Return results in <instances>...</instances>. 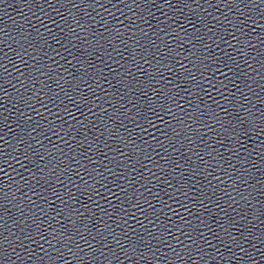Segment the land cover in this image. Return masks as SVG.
Here are the masks:
<instances>
[{"label":"snow or ice","instance_id":"6c2138e0","mask_svg":"<svg viewBox=\"0 0 264 264\" xmlns=\"http://www.w3.org/2000/svg\"><path fill=\"white\" fill-rule=\"evenodd\" d=\"M146 118H148V117H146Z\"/></svg>","mask_w":264,"mask_h":264}]
</instances>
